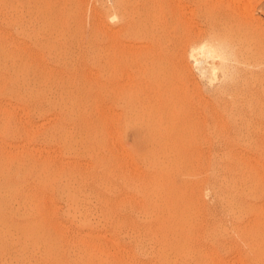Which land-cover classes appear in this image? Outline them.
Listing matches in <instances>:
<instances>
[{
    "label": "rangeland",
    "instance_id": "obj_1",
    "mask_svg": "<svg viewBox=\"0 0 264 264\" xmlns=\"http://www.w3.org/2000/svg\"><path fill=\"white\" fill-rule=\"evenodd\" d=\"M129 3L0 0V264H264V0Z\"/></svg>",
    "mask_w": 264,
    "mask_h": 264
},
{
    "label": "bare ground",
    "instance_id": "obj_2",
    "mask_svg": "<svg viewBox=\"0 0 264 264\" xmlns=\"http://www.w3.org/2000/svg\"><path fill=\"white\" fill-rule=\"evenodd\" d=\"M19 1V0H18ZM63 1V0H62ZM21 2V1H20ZM20 2H19V4H20ZM49 2V1H48ZM41 3V2H40ZM53 3V2H52ZM44 4V3H43ZM46 4H47V2H46ZM30 5H32V4H30ZM51 5V4H50ZM107 5V13H108V16H109V18L113 21H115L116 22V18H118L119 19V23H120V26H123V28H125L126 30H127V32H129L131 29H132V23L130 22V15H131V9L132 8H130V3H129V0H111V4H106ZM21 6V5H20ZM44 6V5H43ZM48 6V5H47ZM84 6V5H83ZM42 7V6H41ZM32 8V7H31ZM45 8V7H44ZM47 8V7H46ZM50 11V10H49ZM58 12V11H57ZM1 13V12H0ZM6 13V12H5ZM38 13V12H37ZM37 13H36V15H37ZM48 13V12H47ZM106 13V12H105ZM16 14V13H15ZM28 14V13H27ZM40 14V13H39ZM32 15V14H31ZM56 15V14H55ZM102 16V15H101ZM38 17V16H37ZM40 17V16H39ZM105 18H106V16H105ZM17 19V18H16ZM21 19V18H20ZM47 19V18H46ZM107 19V18H106ZM145 19V18H144ZM18 20V19H17ZM33 20V19H32ZM146 20V19H145ZM145 20H142L140 23H139V25H138V29L140 30V31H142L144 28H145V26H147L148 25V22H147V20L145 21ZM0 21H2V20H0ZM55 21V20H54ZM37 22V21H36ZM108 22V21H107ZM22 23V22H21ZM88 23V22H87ZM109 23V22H108ZM74 24V23H73ZM2 25V24H1ZM20 25H22V24H20ZM38 25V24H37ZM18 26V25H17ZM104 26V25H103ZM56 27V26H55ZM44 28V27H43ZM122 28V27H121ZM33 29V28H32ZM30 30V29H29ZM25 31V30H24ZM50 31V30H49ZM150 31V30H149ZM15 32V31H14ZM16 32H17V30H16ZM90 32V31H89ZM126 32V33H127ZM143 32H144V30H143ZM153 32V31H152ZM60 33V32H59ZM137 33V32H136ZM142 33V32H141ZM16 34V33H15ZM110 34H114L113 36H112V39H113V37L115 38V33H110ZM31 35H33V34H31ZM87 35H88V33H87ZM87 35H86V37H87ZM91 35V34H90ZM107 35V34H106ZM111 36L108 38V41H109V39L111 38ZM119 36H121L120 34H119ZM55 37V36H54ZM148 37V36H147ZM26 38V37H25ZM81 38V37H80ZM119 38V37H118ZM135 38V37H134ZM111 39V40H112ZM38 40V39H37ZM40 40V39H39ZM111 40L109 41V42H111ZM31 41V40H30ZM66 41V40H65ZM112 41H114V39L112 40ZM43 42V41H42ZM116 42V41H115ZM114 42V43H115ZM46 45V44H45ZM1 46V45H0ZM5 46V45H4ZM38 47V46H37ZM6 48V47H5ZM231 49V48H230ZM5 50V49H4ZM8 50V49H7ZM45 50V49H44ZM43 50V51H44ZM199 51V53L200 54H202L203 56H205L206 58L207 57H209V58H212L213 59V69L214 70H216L217 68L219 69V67L221 68V69H223L224 70V72L227 70V68H229L228 66H229V62H230V60H231V55H230V52H229V49L228 48H225V47H223V46H215V45H213V44H207V43H203V45H201L200 47H198V48H195V50H194V52H193V54H192V56H193V58H194V62L196 63V64H199V63H201L200 62V60H199V58H198V56H197V53L195 52V51ZM9 51V50H8ZM1 52V51H0ZM6 52V51H5ZM7 53V52H6ZM10 53V51L8 52V54ZM2 54H3V52H2ZM5 54V53H4ZM50 54V53H49ZM6 55V54H5ZM16 55V54H15ZM52 55V54H51ZM234 55V54H233ZM9 56H11V54L9 55ZM14 57V56H13ZM20 57V56H19ZM24 57V56H23ZM52 57V56H51ZM1 58V57H0ZM8 59V58H7ZM19 59V58H18ZM201 59V58H200ZM10 60V59H9ZM24 60V59H23ZM218 60V62H216ZM2 61H4V60H2ZM16 61H17V58H16ZM207 61V60H206ZM5 63V62H4ZM16 64H17V62H15ZM27 64V63H26ZM38 64V63H37ZM232 64V63H231ZM4 65V64H3ZM12 65V64H11ZM22 66V65H21ZM10 67V66H9ZM15 67V66H14ZM18 67V66H17ZM198 67V66H197ZM16 69V68H15ZM24 69V68H23ZM22 69V70H23ZM30 69V68H29ZM212 69V68H211ZM217 69V70H218ZM230 69V68H229ZM228 69V70H229ZM17 70V69H16ZM31 70V69H30ZM11 71H13V70H11ZM21 71V70H20ZM25 71V70H24ZM23 71V72H24ZM22 72V71H21ZM227 72V71H226ZM225 72V73H226ZM8 74H10V73H8ZM37 74V73H36ZM22 75V74H21ZM20 75V76H21ZM15 77V76H14ZM2 78V77H1ZM7 78H9V77H7L6 76V79ZM22 78V77H21ZM11 79V78H10ZM1 80V79H0ZM15 80H17V79H15ZM4 81V80H3ZM1 82V81H0ZM11 82V81H10ZM20 82V81H19ZM27 83V82H26ZM3 84V83H2ZM1 84V85H2ZM5 84H6V80H5ZM4 84V85H5ZM1 85H0V87H1ZM26 85V84H25ZM30 86V85H29ZM3 87V86H2ZM4 88H5V86H4ZM17 88V87H16ZM24 88V87H23ZM2 89V88H1ZM30 90V89H29ZM45 90V89H44ZM15 91V90H14ZM13 91V92H14ZM19 92V91H18ZM26 93V92H25ZM24 93V94H25ZM30 94V93H29ZM33 94V93H32ZM41 94V93H40ZM30 96V95H29ZM10 97V96H9ZM12 97V96H11ZM10 97V98H11ZM64 97V96H63ZM15 98H17L16 96H15ZM23 100V99H22ZM25 100V99H24ZM77 100V99H76ZM71 102V101H70ZM48 104V103H47ZM52 106V105H51ZM18 107V106H17ZM79 107V106H78ZM13 108V107H12ZM5 109H6V107H5ZM15 109V108H14ZM19 109V108H18ZM35 109V108H34ZM3 110V109H2ZM9 110V109H8ZM22 110V109H21ZM39 110V109H38ZM32 113H34V112H32ZM38 113V112H37ZM42 113V112H41ZM79 113V112H78ZM108 113V112H107ZM40 114V113H39ZM55 116V115H54ZM36 117V116H35ZM38 117V116H37ZM16 118V117H15ZM34 118V117H33ZM19 119H21V118H19ZM25 119V118H24ZM38 119H39V117H38ZM43 119V118H42ZM94 119V118H93ZM35 120V119H34ZM50 120V119H49ZM5 121V120H4ZM15 121V120H14ZM41 122V121H40ZM47 122V121H46ZM45 123V122H44ZM31 124V123H30ZM41 124V123H40ZM80 124V123H79ZM3 125V124H2ZM33 125V124H32ZM41 125H43V124H41ZM40 125V126H41ZM5 127V126H4ZM21 127H22V125H21ZM24 127V126H23ZM35 128V127H34ZM80 128V127H79ZM7 129H8V127H7ZM51 129V128H50ZM27 130H29V129H27ZM64 130V129H63ZM6 131V130H5ZM9 131V130H8ZM11 131V130H10ZM67 131V130H66ZM12 132V131H11ZM5 133V132H4ZM26 133V132H25ZM85 133V132H84ZM42 134V133H41ZM27 136H29V135H27ZM38 136V135H37ZM49 136V135H48ZM31 137V136H30ZM54 137V136H53ZM71 137V136H70ZM8 138V137H7ZM40 138V137H39ZM51 138V137H50ZM76 139V138H75ZM98 139V138H97ZM12 140V139H11ZM26 140V139H25ZM53 140V139H52ZM93 140V139H92ZM118 140V139H117ZM24 141V140H23ZM97 141V140H96ZM49 142V141H48ZM47 142V143H48ZM70 142V141H69ZM46 143V144H47ZM118 143V142H117ZM19 144V143H18ZM14 145H16V144H14ZM119 146H121V145H119ZM17 147V146H16ZM15 147V148H16ZM19 147V146H18ZM17 147V148H18ZM121 148V147H120ZM149 148V147H148ZM59 149V148H58ZM77 150V149H76ZM95 150V149H94ZM17 151V150H16ZM55 151V150H54ZM71 152V151H70ZM69 152V153H70ZM12 153V152H11ZM30 153V152H29ZM28 153V154H29ZM12 155V154H11ZM23 155V154H22ZM55 155H56V153H55ZM89 155H90V153H89ZM164 155V154H163ZM24 156V155H23ZM18 157V156H17ZM26 157V156H25ZM28 157V156H27ZM53 157V156H52ZM3 158V157H2ZM22 158H24V157H22ZM21 158V159H22ZM17 159V158H16ZM30 159V158H29ZM32 159V158H31ZM91 159V158H90ZM139 159V158H138ZM3 160V159H2ZM27 160H28V158H27ZM1 161V160H0ZM16 161V160H15ZM20 161V160H19ZM24 161V160H23ZM25 161H26V159H25ZM29 161V160H28ZM38 161V160H37ZM21 162V161H20ZM2 163V162H1ZM17 163V162H16ZM28 163V162H27ZM33 163V162H32ZM35 163V162H34ZM33 163V164H34ZM7 164V163H6ZM33 164L31 165V164H29V165H31V167L33 166ZM9 165V164H8ZM13 165V164H12ZM37 165H38V163H37ZM36 165V166H37ZM42 165H43V162H42ZM48 165V164H47ZM3 166H5V163H4V165ZM35 166V165H34ZM6 167V166H5ZM21 167V166H20ZM19 167V168H20ZM40 167V166H39ZM44 167H46V164H45V166ZM48 167V166H47ZM2 168V167H1ZM0 168V169H1ZM13 168V167H12ZM37 168V167H36ZM42 168V167H41ZM151 168H152V166H151ZM35 169V168H34ZM38 169V168H37ZM40 169V168H39ZM102 169V168H101ZM16 170V169H15ZM48 170V169H47ZM38 171V170H37ZM36 171V172H37ZM41 171V170H40ZM43 171H45V170H43ZM53 171V170H52ZM17 172V171H16ZM3 172H1V174H2ZM24 173V172H23ZM47 173V172H46ZM19 174H21V173H19ZM31 174V173H30ZM45 174V173H44ZM43 174V175H44ZM7 175V174H6ZM6 175H4L5 176V178H6ZM21 175H23V174H21ZM26 175V174H25ZM32 175V174H31ZM30 175V176H31ZM41 175V174H40ZM14 176V175H13ZM16 176H18V175H16ZM16 176H14V177H16ZM2 177H3V175H2ZM28 177V176H27ZM41 178H43L42 176H40ZM49 177V176H48ZM65 177V176H64ZM67 178V177H66ZM2 179H4V178H2ZM9 179V178H8ZM17 179V178H16ZM20 179V178H19ZM62 179H64V178H62ZM18 180V179H17ZM24 180V179H23ZM26 180H28V179H26ZM8 181V180H7ZM13 181V180H12ZM21 181V180H20ZM37 181V180H36ZM70 181V180H69ZM1 182V181H0ZM14 182V181H13ZM23 182H25V181H23ZM40 182V181H39ZM49 182V181H48ZM165 182V181H164ZM10 183H11V181H10ZM15 183H17V182H15ZM27 183V182H26ZM42 183V182H41ZM66 183V182H65ZM167 183V182H166ZM20 184H22V183H20ZM24 184V183H23ZM42 184H44V183H42ZM125 184V183H124ZM8 185V184H7ZM12 185H14V184H12ZM17 185V184H16ZM36 185V184H35ZM39 185V184H38ZM61 185V184H60ZM64 185V184H63ZM160 185V184H159ZM3 186V185H2ZM37 186V185H36ZM35 186V187H36ZM45 186V185H44ZM49 186V185H48ZM75 186V185H74ZM171 186H173L172 184H171ZM16 187V186H15ZM14 187V188H15ZM21 188H22V185L20 186ZM34 187V188H35ZM38 187V186H37ZM41 187V186H40ZM154 187V186H153ZM159 187V186H158ZM166 187H167V184H166ZM6 188H7V186H6ZM11 188H12V186H11ZM54 188V187H53ZM137 188V187H136ZM164 188V187H163ZM168 188H171V187H169L168 186ZM4 189V188H3ZM10 189V188H9ZM8 189V190H9ZM16 189V188H15ZM180 189V188H179ZM7 190V189H6ZM7 190V191H8ZM23 190V189H22ZM26 190V189H25ZM53 190V189H52ZM11 191V190H10ZM37 191V190H36ZM54 191V190H53ZM63 191V190H62ZM66 191H67V189H66ZM158 191V190H157ZM171 191V190H170ZM3 192V191H2ZM21 192V191H20ZM0 193H1V191H0ZM23 193V192H22ZM30 193V192H29ZM50 193V192H49ZM63 193H64V191H63ZM68 193H70V192H68ZM166 193H168V192H166ZM178 193V192H177ZM12 194V193H11ZM17 194V193H16ZM16 194H14V195H16ZM34 194V193H33ZM36 194V193H35ZM91 194V193H90ZM165 194V193H164ZM176 194V193H175ZM62 195V194H61ZM7 196V195H6ZM5 196V197H6ZM9 196L11 197V195L9 194ZM9 196H7V198L9 197ZM17 196V195H16ZM23 196H25V195H23ZM66 196H67V194H66ZM180 196V195H179ZM26 197V196H25ZM73 197V196H72ZM170 197V196H169ZM14 198H15V196H14ZM24 198V197H23ZM62 198V197H61ZM167 198V197H166ZM172 198V197H171ZM16 199V198H15ZM20 199V198H19ZM22 199V198H21ZM28 199V198H27ZM32 199V198H31ZM41 199V198H40ZM180 199H182V198H180ZM6 200V199H5ZM4 200V201H5ZM12 200H14V199H12ZM17 200V199H16ZM15 200V201H16ZM24 200H25V198H24ZM23 200V201H24ZM41 200H45V199H41ZM40 200V201H41ZM48 200H50L49 198H48ZM67 200V199H66ZM159 200H160V198H159ZM169 200H171V199H169ZM174 200V199H173ZM183 200H185V199H183ZM187 200V199H186ZM17 201H19V200H17ZM29 201H30V199H29ZM72 201V200H71ZM78 201V200H77ZM92 201V200H91ZM90 201V202H91ZM172 201V200H171ZM190 201V200H189ZM8 202V201H7ZM7 202H6V204H7ZM157 202V201H156ZM165 202V201H164ZM167 202V201H166ZM26 203V202H25ZM31 203V202H30ZM43 203V202H42ZM66 203V202H65ZM68 203V202H67ZM72 203V202H71ZM159 203V202H158ZM173 203V202H172ZM185 203H186V201H185ZM184 203V204H185ZM189 203H191V202H189ZM193 203V202H192ZM36 204V203H35ZM40 204V203H39ZM47 204H49V203H47ZM52 204V203H51ZM73 204V203H72ZM77 204V203H76ZM75 204V205H76ZM102 204V203H101ZM180 204V203H179ZM182 204V203H181ZM188 204V203H187ZM1 205V204H0ZM19 205V204H18ZM27 205V204H26ZM32 205V204H31ZM43 205V204H42ZM74 205V206H75ZM157 205V204H156ZM162 205V204H161ZM164 205V204H163ZM170 205V204H169ZM169 205H168V207H169ZM3 206V205H2ZM7 206H9V205H7ZM11 206V205H10ZM15 206V205H14ZM22 206V205H21ZM51 206V205H50ZM69 206V205H68ZM94 206H95V204H94ZM97 206V205H96ZM105 206V205H104ZM171 206V205H170ZM193 206V205H192ZM196 206V205H195ZM6 207V206H5ZM29 207V206H28ZM32 207V206H31ZM40 207H41V205H40ZM42 207H44V206H42ZM48 207V206H47ZM152 207V206H151ZM165 207V206H164ZM173 207V206H172ZM13 208V207H12ZM26 208V207H25ZM37 208H39V207H37ZM46 208V207H45ZM49 208V207H48ZM57 208H58V206H57ZM71 208H73L72 206L70 207V209ZM78 208V207H77ZM163 208V207H162ZM182 208H183V206H182ZM2 209V208H1ZM9 209V208H8ZM7 209V210H8ZM17 209V208H16ZM19 209V208H18ZM18 209H17V212H18ZM23 209V208H22ZM21 209V210H22ZM29 209H30V207H29ZM40 209V208H39ZM168 209L169 208H167V214H168ZM174 209V208H173ZM14 210V209H13ZM47 210V209H46ZM68 210H69V207H68ZM73 210V209H72ZM96 210V209H95ZM187 210V209H186ZM3 211H4V208H3ZM20 211V210H19ZM24 211H25V209H24ZM32 211V210H31ZM39 211V210H38ZM49 211V210H48ZM75 211V209L73 210V212ZM170 211V210H169ZM180 211V210H179ZM183 211V210H182ZM184 211H185V209H184ZM8 212V211H7ZM21 212V211H20ZM34 212V211H33ZM79 213H80V211H78ZM165 212V211H164ZM2 213V212H1ZM5 213V212H4ZM9 213V212H8ZM13 213V212H12ZM27 213H29V211L27 212ZM26 213V214H27ZM38 213V212H37ZM39 213H42V212H39ZM109 213V212H108ZM171 213V212H170ZM173 213H174V211H173ZM15 214V213H14ZM18 214H19V212H18ZM25 214V215H26ZM35 214V213H34ZM49 214V213H48ZM66 214V213H65ZM68 215H70L71 214V216H72V213H70V211L67 213ZM96 214V213H95ZM98 214H100V213H98ZM166 214V213H165ZM172 214V213H171ZM1 215V214H0ZM9 215V214H8ZM13 215V214H12ZM17 215V214H16ZM20 215V214H19ZM30 215V214H29ZM47 215V214H46ZM67 215V216H68ZM75 215H77V214H75ZM75 215H73V216H75ZM80 215V214H79ZM81 215H82V213H81ZM21 216H23L22 214H21ZM27 216V215H26ZM32 216V215H31ZM35 216V215H34ZM41 216H42V214H41ZM47 216H49V215H47ZM96 216V215H95ZM169 216V215H168ZM172 216H173V214H172ZM176 216V215H175ZM181 216V215H180ZM3 218H4V216H2ZM5 217H7V216H5ZM38 217V216H37ZM83 217V216H82ZM82 217H81V219H82ZM190 217V216H189ZM9 218V217H8ZM14 218V217H13ZM18 218V217H17ZM27 218V217H26ZM65 218V217H64ZM67 218V217H66ZM68 218H69V216H68ZM76 216L74 217V219L76 220ZM93 218H95L94 216H93ZM111 218V217H110ZM166 218V217H165ZM180 218V217H179ZM186 218H187V216H186ZM193 218H195V217H193ZM0 219H2V218H0ZM5 219V218H4ZM30 219V218H29ZM33 219V218H32ZM44 219V218H43ZM53 219V218H52ZM52 219H50V220H52ZM84 219V218H83ZM82 219V220H83ZM85 219H87V218H85ZM102 219H103V216H102ZM191 219V218H190ZM10 220V219H9ZM12 220V219H11ZM10 220V221H11ZM26 220H28V219H26ZM36 220V219H35ZM72 220H73V217H72ZM72 220L70 219L69 221L70 222H72ZM88 220H90L91 221V219H88ZM101 220V219H100ZM144 220V219H143ZM167 220H169V219H167ZM171 220V219H170ZM169 220V221H170ZM187 220V219H186ZM185 220V221H186ZM2 221H3V219H2ZM7 221V220H6ZM22 221V220H21ZM41 221V220H40ZM79 221V220H78ZM134 221V220H133ZM181 221V220H180ZM183 221V220H182ZM194 221H196V220H194ZM13 222V221H12ZM23 222V221H22ZM25 222V221H24ZM35 222V221H34ZM44 222V221H43ZM47 222V221H46ZM45 222V223H46ZM50 222V221H49ZM52 222H54V221H52ZM98 222H100V221H98ZM145 222V221H144ZM156 222V221H155ZM163 222V221H162ZM161 222V223H162ZM167 222V221H166ZM165 222V223H166ZM187 222V221H186ZM190 222H192V221H190ZM189 222V223H190ZM3 223H4V221H3ZM14 223H15V221H14ZM29 223V222H28ZM51 223V222H50ZM79 223H80V221H79ZM83 223V222H82ZM84 223H86L85 221H84ZM92 223V222H91ZM95 223V222H94ZM115 223V222H114ZM113 223V224H114ZM164 223V224H165ZM178 223V222H177ZM2 224V223H1ZM9 224V223H8ZM13 224V223H12ZM11 224V225H12ZM18 224H19V221H18ZM25 224H27V222L25 223ZM35 224V223H34ZM33 224V225H34ZM60 224V223H59ZM72 224V223H71ZM89 224L90 223H88L87 225L89 226ZM171 224V223H170ZM172 224H173V222H172ZM179 224V223H178ZM193 224V223H192ZM10 225V226H11ZM17 225V224H16ZM15 225V226H16ZM44 225H46V224H44ZM53 225V224H52ZM75 225V224H74ZM77 225V224H76ZM85 225V224H84ZM83 225V226H84ZM92 225V224H91ZM96 225V224H95ZM94 224L92 225V226H95ZM100 225V224H99ZM109 225V224H108ZM174 225H176V224H173V226ZM2 226V225H1ZM64 226V225H63ZM78 226H81V225H78ZM88 226H86L85 225V228H87ZM92 226H91V229H92ZM161 226H163V224L161 225ZM164 226H166V225H164ZM172 226V225H171ZM180 226V225H179ZM183 226H184V224H183ZM190 226V225H189ZM188 226V227H189ZM24 227V226H23ZM27 227H28V225H27ZM49 227V226H48ZM53 227V226H52ZM77 227V226H76ZM95 227H97V226H95ZM33 228V227H32ZM37 228V227H36ZM36 228H35V232H36ZM42 229H43V225H42V227H41ZM40 228V229H41ZM44 228H45V226H44ZM113 228H114V225H113ZM165 228V227H164ZM168 228H170V226L168 227ZM174 228H176V227H174ZM182 228H184V227H182ZM187 228V227H186ZM9 229V228H8ZM16 229V228H15ZM26 229V228H25ZM24 229V230H25ZM41 229V232L43 231ZM46 229H47V227H46ZM49 229V228H48ZM94 229V228H93ZM172 229V228H171ZM188 229V228H187ZM194 229V228H193ZM193 229H192V231H193ZM0 230H2V228L0 229ZM12 230H14V229H12ZM17 230V229H16ZM53 230V229H52ZM64 230V229H63ZM90 230V229H89ZM115 230V229H114ZM4 231V230H3ZM3 231H1V232H3ZM11 231V230H10ZM27 231V230H26ZM29 231H30V229H29ZM28 231V232H29ZM55 231V230H54ZM65 231V230H64ZM68 231V230H67ZM100 231V230H99ZM187 231V230H186ZM185 231V232H186ZM189 231V230H188ZM0 232V233H1ZM27 232V233H28ZM33 232V231H32ZM51 232V231H50ZM56 232V231H55ZM91 232V231H90ZM122 232V231H121ZM128 232V231H127ZM167 231L165 230V233H166ZM178 232H179V230H178ZM4 233H5V231H4ZM3 233V234H4ZM8 233V232H7ZM45 233V232H44ZM47 233V232H46ZM58 233V232H57ZM93 233V232H92ZM184 233V232H183ZM197 233V232H196ZM209 233V232H208ZM3 234L1 235L2 237H3ZM26 234V233H25ZM32 234V233H31ZM30 234V235H31ZM41 234V233H40ZM69 234V233H68ZM78 234V233H77ZM127 234V233H126ZM159 234H160V232H159ZM175 234V233H174ZM14 235V234H13ZM15 235H17V233L15 234ZM23 235V234H22ZM37 235V234H36ZM36 235H35V237H36ZM76 234H74V236H75ZM83 235V234H82ZM86 235H87V231H86ZM88 235H89V233H88ZM95 235V236H94ZM94 235H92V234H90L89 236L91 237H95V239H99L100 240V238H96V234L94 233ZM115 235V234H114ZM136 235V234H135ZM176 235V234H175ZM184 235H186V234H184ZM188 235V234H187ZM186 235V236H187ZM18 236H20V235H18ZM47 236V235H46ZM52 236V235H51ZM79 236H80V233H79ZM88 236V237H89ZM97 236H98V234H97ZM103 235H101V237H102ZM174 236V235H173ZM180 236H182L183 237V234L181 235L180 234ZM7 237V236H6ZM24 237V236H23ZM99 237H100V235H99ZM104 237V236H103ZM103 237H102V240H104L103 239ZM125 237V236H124ZM181 237V239H183ZM185 237V236H184ZM1 238V237H0ZM4 238V237H3ZM8 238V237H7ZM6 238V239H7ZM11 238V237H10ZM9 238V239H10ZM12 238H14V236L12 237ZM16 238V237H15ZM18 238V237H17ZM26 238V237H25ZM24 238V240H28V239H25ZM45 238V237H44ZM43 238V239H44ZM50 238H52V237H50ZM77 238V237H76ZM153 238V237H152ZM158 238V237H157ZM169 238V237H168ZM173 238V237H172ZM189 238V237H188ZM187 238V239H188ZM36 239H38V237H36ZM47 239H49V237L47 238ZM47 239H46V242H47ZM73 239H74V237H73ZM78 239V238H77ZM93 238H91V240H92ZM138 239V238H137ZM165 239V238H164ZM178 239V238H177ZM190 239V238H189ZM1 240H2V238H1ZM0 240V241H1ZM4 241H5V239H3ZM34 240V239H33ZM40 240V239H39ZM53 240H55V239H53ZM63 240H65L64 238H63ZM62 240V241H63ZM78 240H80V238L78 239ZM99 240H97V241H99ZM135 240V239H134ZM153 240V239H152ZM185 240V239H184ZM183 240V241H184ZM12 241V240H11ZM51 241V240H50ZM60 241V240H59ZM83 241V240H82ZM95 241V240H94ZM171 241V240H170ZM170 241H168V242H170ZM174 242H175V240H173ZM3 242V241H2ZM23 243L25 242V241H22ZM35 242V241H34ZM40 242V241H39ZM91 242H93V240L91 241ZM100 242V241H99ZM110 242H112V241H110ZM120 242V241H119ZM5 243V242H4ZM3 243V244H4ZM13 243V242H12ZM11 243V244H12ZM16 243V242H15ZM29 243H31V242H29ZM60 243H62V242H60ZM76 243V242H75ZM84 243V242H83ZM96 243H98V242H96ZM105 243V242H104ZM112 243H114V241L112 242ZM162 243V242H161ZM165 243V242H164ZM17 244H19V242H17ZM24 244H26V243H24ZM37 244V243H36ZM45 244V243H44ZM50 244V243H49ZM87 244V243H86ZM93 244L95 245V242H93ZM115 244V243H114ZM114 244H112V245H114ZM124 244V243H123ZM138 244V243H137ZM2 245V244H1ZM5 245V244H4ZM6 245H8V244H6ZM15 245V244H14ZM14 245H12L13 247H14ZM23 244H21L20 245V247L22 246ZM31 245V244H30ZM37 245H39V244H37ZM41 245H43L42 243H41ZM47 245V244H46ZM55 245V244H54ZM84 245V244H83ZM92 245V244H91ZM142 245V244H141ZM163 245V244H162ZM169 245V244H168ZM49 246V245H48ZM51 246V245H50ZM57 246V245H56ZM62 246L64 247L65 246V243L64 244H62ZM87 246H88V244H87ZM96 246V245H95ZM115 246V245H114ZM164 246V245H163ZM176 246V245H175ZM174 246V247H175ZM6 247V246H5ZM10 247H11V245H10ZM23 247H24V245L22 246V249H23ZM53 247V246H52ZM92 247V246H91ZM99 247H100V245H99ZM103 247V246H102ZM142 247V246H141ZM148 247V246H147ZM154 247V246H153ZM165 247H166V245H165ZM170 247V246H169ZM181 247V246H180ZM4 248V247H3ZM34 248V250H36L35 248L36 247H33ZM45 248H46V246H45ZM56 248V247H55ZM85 248V247H84ZM104 248H106V247H104ZM167 248V247H166ZM186 248V247H185ZM7 249H8V247H7ZM13 249V248H12ZM16 249V248H15ZM25 249V248H24ZM38 249H39V247H38ZM37 249V250H38ZM41 249V248H40ZM75 249V248H74ZM161 249V248H160ZM176 249H178V248H176ZM1 250H2V248H1ZM4 251H5V249H3ZM17 250H21V248L20 249H17ZM17 250H15V252L17 251ZM33 250V249H32ZM48 250H50V247L48 248ZM47 250V251H48ZM54 250V249H53ZM70 250V249H69ZM102 250H103V248H102ZM144 250V249H143ZM170 250V249H169ZM10 251V250H9ZM12 251V250H11ZM25 251H26V249H25ZM30 251V250H29ZM43 251H44V249H43ZM62 251H63V248H62ZM73 251V250H72ZM82 251H83V249H82ZM87 251V250H86ZM94 251V250H93ZM97 251H99V249L97 250ZM111 251V250H110ZM115 251V250H114ZM127 251V250H126ZM125 251V252H126ZM137 251V250H136ZM155 251V250H154ZM192 251V250H191ZM1 252V251H0ZM18 252V254H20L19 253V251H17ZM22 252H24L23 250H22ZM22 252H21V254H22ZM32 252V251H31ZM30 252V253H31ZM36 252V251H35ZM45 252V251H44ZM51 252V251H50ZM50 252L48 253V254H50ZM55 252V251H54ZM54 252H53V254H54ZM85 252V251H84ZM89 252V251H88ZM87 252V253H88ZM116 252H117V250H116ZM115 252V253H116ZM171 252V251H170ZM174 252V251H173ZM189 252V251H188ZM6 253V252H5ZM8 253V252H7ZM7 253H6V256H7ZM29 253V254H30ZM34 253V251L32 252V254ZM40 253L42 254V252L40 251ZM46 253V252H45ZM76 253V252H75ZM89 253H92V250H91V252H89ZM128 253V252H127ZM9 254H11V253H9ZM15 255L17 254V253H14ZM18 254H17V256H18ZM37 254V253H36ZM41 254H40V257H41ZM47 254V253H46ZM46 254H45V256H46ZM83 254V253H82ZM86 254V253H85ZM94 254V253H93ZM144 254V253H143ZM147 254V253H146ZM206 254V253H205ZM34 255V254H33ZM38 255V254H37ZM63 255V254H62ZM78 255H79V253H78ZM90 256H91V254H89ZM95 255V254H94ZM93 255V256H94ZM102 255V254H101ZM113 255H114V253H113ZM2 256V255H1ZM0 256V257H1ZM3 256H5V255H3ZM23 256H24V254H23ZM44 256V255H43ZM49 256H52V255H49ZM80 256V255H79ZM96 256V255H95ZM94 256V257H95ZM100 256V255H99ZM106 256V255H105ZM117 256V255H116ZM140 256V255H139ZM167 256V255H166ZM186 256V255H185ZM10 257H11V255H10ZM9 257V258H10ZM15 257V256H14ZM19 257V256H18ZM17 257V258H18ZM35 257V256H34ZM53 257H54V255H53ZM62 257H64V255L62 256ZM61 257V258H62ZM89 257V256H88ZM92 257V256H91ZM114 257V256H113ZM170 257V256H169ZM2 258V257H1ZM6 258V257H5ZM5 258H4V260H5ZM30 258V257H29ZM66 258V257H65ZM77 258V257H76ZM90 258V257H89ZM93 258V257H92ZM91 258V259H92ZM100 258V257H99ZM102 258H105V257H102ZM159 258V257H158ZM186 258V257H185ZM13 259V258H12ZM35 259V258H34ZM43 259V258H42ZM54 259V258H53ZM78 259V258H77ZM81 259V258H80ZM101 259V258H100ZM106 259H107V257H106ZM3 260V259H2ZM3 260V261H4ZM9 260H11V259H9ZM8 260V261H9ZM21 260V259H20ZM52 260V259H51ZM62 260V259H61ZM66 260V259H65ZM64 259H63V261H65ZM73 260V259H72ZM83 260V259H82ZM93 260V259H92ZM109 260V259H108ZM161 260V259H160ZM166 260V259H165ZM164 260V261H165ZM174 260V259H173ZM8 261H6V263H8ZM25 261H27V260H25ZM34 261H36V260H34ZM45 261V260H44ZM48 261V260H47ZM62 261V262H63ZM67 261V260H66ZM65 261V262H66ZM77 261V260H76ZM75 261V262H76ZM79 261V260H78ZM102 261H104V260H102ZM101 261V262H102ZM2 262V261H1ZM0 262V263H1ZM20 262V261H19ZM22 262V261H21ZM20 262V263H21ZM29 262V261H28ZM56 262V261H55ZM55 262H54V264H55ZM81 262V261H80ZM89 263H90V259H89V261H88ZM87 262V263H88ZM111 262V261H110ZM152 262V261H151ZM175 262H177V261H175ZM205 262V261H204ZM9 263H10V261H9ZM8 263V264H9ZM14 263V262H13ZM42 263V262H41ZM40 263V264H41ZM46 263V262H45ZM69 263H71V262H69ZM68 263V264H69ZM73 263V262H72ZM86 263V262H85ZM129 263V262H128ZM181 263V262H180ZM15 264V263H14ZM19 264V263H18ZM44 264V263H43ZM91 264V263H90ZM92 264H95V263H92ZM108 264V263H107ZM109 264H112V263H109ZM115 264H117V263H115ZM119 264V263H118ZM121 264V263H120ZM124 264V263H123ZM166 264V263H165Z\"/></svg>",
    "mask_w": 264,
    "mask_h": 264
}]
</instances>
